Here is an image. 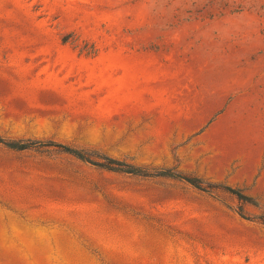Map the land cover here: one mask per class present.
Returning a JSON list of instances; mask_svg holds the SVG:
<instances>
[{
  "label": "rangeland",
  "instance_id": "obj_1",
  "mask_svg": "<svg viewBox=\"0 0 264 264\" xmlns=\"http://www.w3.org/2000/svg\"><path fill=\"white\" fill-rule=\"evenodd\" d=\"M0 140L140 171L0 144V264H264V0H0Z\"/></svg>",
  "mask_w": 264,
  "mask_h": 264
},
{
  "label": "trees",
  "instance_id": "obj_2",
  "mask_svg": "<svg viewBox=\"0 0 264 264\" xmlns=\"http://www.w3.org/2000/svg\"><path fill=\"white\" fill-rule=\"evenodd\" d=\"M0 144L4 145L8 149L15 150V151H22V150H26L28 148H32L36 146L55 147V148H58L63 153H66L82 162L88 163L94 167H97L103 170H107L111 172H118V173H123V174H129V175H140V171L138 169L128 166L122 162L109 159L104 156H98L96 154L91 155L86 152L73 150L68 147L56 145V144L49 143V142L48 143H42V142L20 143V142H3L2 140H0ZM158 175L166 176V177L173 178L179 181H184L190 184L192 187L200 191H204V188L200 185V183L197 180L186 178L178 174H171L169 172H161ZM224 190L229 192L230 194L238 196V194L235 191L229 188H225Z\"/></svg>",
  "mask_w": 264,
  "mask_h": 264
}]
</instances>
